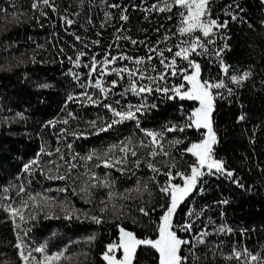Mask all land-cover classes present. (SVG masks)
Returning <instances> with one entry per match:
<instances>
[{
  "label": "snow or ice",
  "instance_id": "6c2138e0",
  "mask_svg": "<svg viewBox=\"0 0 264 264\" xmlns=\"http://www.w3.org/2000/svg\"><path fill=\"white\" fill-rule=\"evenodd\" d=\"M104 3L107 9H118L119 20L125 23L130 19L128 9L131 7L140 10L145 21H150L153 14H164L165 20L175 18L176 27L174 31L166 30L156 41L147 42V39L138 40L123 34L130 29L121 25L114 28L116 43L108 44L101 59H98L96 54L91 55L88 63L82 60L88 53L78 49L76 44L71 45L76 49L74 56L67 57L73 66L69 69L72 79L80 83L84 73H78L74 69L87 68V76L81 87L95 89L78 93L83 99L76 102L103 108L106 112L104 116L98 115L97 119L83 121V129L79 123L73 128L71 122L80 121L82 118L67 110L66 101L65 107L61 109L62 112L66 111V115L44 123L45 128H55L57 123L63 125L56 137L57 146L50 148L47 141H43L39 152L22 165V170L29 178L35 171L49 181L63 183L54 189H45L43 194L28 193L27 200L21 195L26 193V184L22 183L18 186L17 195L21 197L18 202L0 204L6 213L5 219L11 220L15 230L14 248L18 264H63L67 248H58L53 252L47 241L34 244L25 239L34 227L31 222L37 219L38 214L44 211L45 207L51 210L57 203L55 196L47 194L53 191L66 194L65 198L59 201L66 220H79L82 212L84 219L103 224L106 222L105 214L111 213L116 230L113 233L115 238L110 240L101 252L103 264H141L139 253H143L144 258L150 260V264H203L201 252L208 245V237L213 234H231L234 231L226 223L217 224L210 216L207 217V223L200 220L207 206L198 212L195 211L194 200L206 191V177H223L240 189L248 192L253 190V185L246 187L237 170L231 168L227 160L217 154L220 138L215 128L214 112L217 101L234 96L237 89L243 87L254 75V71L249 67L242 72L229 74L230 65L225 62L224 53L231 50L232 46L228 43L231 36L221 31L228 28L229 21L214 17L212 0H154L151 3L142 0L141 3L130 5L107 4V0H104ZM4 5H10L12 10ZM30 9L33 13L39 12L43 17L49 15L46 9L54 13L60 11L54 0H32ZM224 11L231 21L255 28L251 21L241 15L245 9L236 0L227 5ZM64 12L67 13L68 9ZM23 14L17 9L14 0H4V4H0V35L10 33L13 28L23 23ZM72 15L79 16V13ZM104 18L101 28L108 27L110 21L116 19L110 10L104 12ZM32 19L40 24L38 16L33 15ZM60 19L65 31L72 35L75 41L81 42L84 49L102 43L100 39L86 42L84 37L70 31V27L77 22L70 15L61 14ZM91 23L92 18L88 16L86 23L81 24V27L87 30V25ZM260 25L264 28V19H261ZM161 27L162 24L155 27L154 31L159 33ZM95 35L101 36L102 33L97 32ZM173 37L179 43L173 42ZM5 39L7 43H0V52L5 54L10 67L26 65L29 61L37 63L35 51L25 60L23 57L27 49L21 50L20 40H13L10 35H6ZM121 39L136 47L143 45L147 49L146 54L134 56L122 50L113 54L111 49L120 47L118 41ZM162 44L164 47L160 46ZM60 52L63 53L64 49L60 48ZM197 57H207L210 63L217 64L219 74L205 78L202 74V63ZM154 59L157 63H152ZM93 73L96 75L93 76ZM36 87L44 89L50 85L37 83ZM117 88H122V91L117 92ZM129 93L139 96V102H122ZM156 94H159L157 100L160 103L172 101L173 106L178 105L177 110L181 115L158 128H149L142 125V120L147 113L158 108L157 102H148V97ZM67 100H74V96L68 95ZM182 102L191 103L186 108ZM16 115L23 118V113ZM245 117L246 114L242 112L238 121H244ZM126 122L134 124V132L116 143H106L101 148H93L83 156L75 151L72 142L67 141L69 135L74 138L100 137L110 130L119 131V126ZM61 141L64 142L63 151L59 147ZM249 142L255 151V132ZM45 155L55 159L45 161L42 159ZM80 161L92 162L91 167L82 165ZM142 166H146L152 173V187L137 180L135 188H125L124 193L119 194L120 199H117L116 178L111 174L112 170L115 169L123 176L128 173L135 174ZM80 168H83V171H77ZM260 171L264 173V167H260ZM160 176L164 177L163 181ZM31 182L29 179L27 184ZM99 189L107 190L106 199L103 196L99 199V203L104 205L99 208V214L95 211L90 213L89 209L75 208L67 203V195H80L85 204H93L95 193ZM7 191L8 189H5L6 193ZM132 191L138 193L141 201L134 208V212L139 215L133 214V209L120 202L133 199L126 195ZM144 193H147L146 200L143 198ZM38 197H41L39 201ZM6 200L11 201V197H6ZM216 203L227 204L228 200L222 199ZM26 209L30 211L25 212ZM50 215L54 214L50 211L44 212L45 219L50 218ZM220 216L223 219V211ZM125 220H130L133 225L139 224L141 232L130 230L124 223ZM197 220H200L202 226L197 227ZM240 231L247 233L249 229L242 228ZM252 231H255V227ZM84 239L91 244L95 242L96 236L91 234ZM232 256L237 260L243 257V264H264V253H253L247 247L242 250L233 248Z\"/></svg>",
  "mask_w": 264,
  "mask_h": 264
},
{
  "label": "trees",
  "instance_id": "16d2710c",
  "mask_svg": "<svg viewBox=\"0 0 264 264\" xmlns=\"http://www.w3.org/2000/svg\"><path fill=\"white\" fill-rule=\"evenodd\" d=\"M14 2L17 9L24 13L23 23L13 28L10 33L0 35V43H7L6 35H10L13 40L19 39L21 50L27 49L23 59L28 60L35 51L37 63L33 64L29 61L26 65L10 67L5 54L0 52V187L18 175L22 165L39 152L40 137L43 136L45 129L41 128L46 121L57 116L62 103L58 93L62 85L60 86L57 78L63 74L64 65L58 63L56 56L48 59L44 56L37 57L45 52L54 54L53 47L49 43L38 42L44 47L40 49L35 47L37 40L42 38L54 40L55 34L60 36L59 23H55L54 27L51 26L49 13L47 18H41L40 24H37L36 20L32 19L34 13L30 9L31 0H14ZM107 2L135 4L134 0H107ZM236 2L245 9L241 15L252 22L254 29L247 27L246 24L233 22L230 16L225 15L226 6L233 4V0H212V12L214 17H219L221 21H229L228 28L221 30L231 36L228 41L232 46L231 50L224 53V60L230 65L229 74L242 72L251 67L254 75L243 87L237 89L234 96L217 101L214 122L220 138L217 154L227 160L231 168L237 170L246 187L253 185V190L248 192L240 189L223 177L219 179L206 177V191L195 197L194 207L201 210L207 206L204 208V214L217 223L224 221L223 223L231 226L234 231L231 234H215L208 237V245L201 252L203 264H241L240 260L232 256L233 248L239 250L247 247L253 253H264V173L260 171V167H264V83H262L264 28L260 25L261 19H264V3L262 0H236ZM25 3L27 10L23 5L21 6ZM0 4H4V0H0ZM4 6L12 10L10 5ZM131 9L129 7V10ZM161 24L162 30L165 28L174 31L176 27V21L168 23L163 21ZM217 43L221 42L217 41ZM197 59L202 63V74L205 78L219 74L218 65L210 63L207 57H197ZM64 62L66 66V61ZM41 81L48 83L50 87L44 89L36 87L37 83H42ZM158 96L154 101L159 106L143 118V126L157 128L161 123L174 120L181 115L177 110L178 105L173 106L172 101L160 103L157 100ZM182 103L187 108L191 102ZM242 112L246 114L245 120L238 121ZM17 113H23V118L17 116ZM125 128L126 126H123L121 129L125 130ZM253 132L256 140L255 151L252 150L253 145L249 142ZM88 146L92 147V145ZM86 164L91 167L92 162ZM111 174L116 178L117 199H120L119 194L124 193L125 188H135L137 180L152 187L150 181L152 173L146 166L136 170L135 174L128 173L122 176L117 171H112ZM159 178L161 181L164 179L163 176ZM106 192V189L97 190L93 204H85L80 195H68L69 203L75 208L89 209L90 213L95 211L99 214V208L104 206L99 203V199L102 196L106 199ZM126 195H130L133 199L120 200V202L133 209V214L139 215L134 212L135 205L141 202L138 193H126ZM143 198L147 199V193L143 194ZM222 199H227L228 203H216ZM221 211L224 213L223 219L220 216ZM105 218V223L96 224L90 219H84L83 216L79 220L73 218L69 221L58 215L40 219L35 231L37 237L43 240L46 239L45 234L55 230L57 236L66 241L65 246H68L66 256L69 258L67 264H103L101 252L104 246L115 238L113 233L116 231L111 213L105 214ZM197 222V227L202 226L200 221ZM124 223L130 230L141 232L139 224L133 225L130 220H125ZM253 227L255 231H252ZM242 228H247L249 231L242 233L240 231ZM91 234H95L96 240L89 244L84 238ZM51 247L60 248L56 245ZM75 254L78 255L72 256ZM139 254L141 264H150V260L145 259L143 253Z\"/></svg>",
  "mask_w": 264,
  "mask_h": 264
},
{
  "label": "rangeland",
  "instance_id": "374dc122",
  "mask_svg": "<svg viewBox=\"0 0 264 264\" xmlns=\"http://www.w3.org/2000/svg\"><path fill=\"white\" fill-rule=\"evenodd\" d=\"M54 2L60 10L59 13H54L50 9H46V10L48 11V13L51 14V16L48 15L49 20L52 21L51 26L54 27L55 23H57V24L59 23L58 25H59V28L61 31L59 34L60 36H57L55 34L54 40L53 39L46 40V38H42L41 40H37V42H35V44H36L35 47L37 49H40L37 47V45H42L41 43H38V42L49 43L53 47L52 51L54 52V54H51V52L43 51L45 53H43L42 55H38L37 57H40V56L43 57L44 56V58L48 59V57L52 58V57L56 56L58 63H60L61 65H64L63 70H62L63 74L57 78L60 86L62 85L60 87V89L58 90V93L60 95L62 103L60 105L59 113L53 119L62 118L64 115H66V111L62 112L61 109L65 107V102L67 101V110H71V111L77 113L78 116L82 118V120H80V121H72L71 122L72 127L75 128V125L77 123H79L81 126V129H83V127H84L83 121L97 119L98 115L104 116L106 110H104L103 108H97V107L90 105V104L81 105L80 103L76 102L77 100L83 99L82 97H80L78 95V93H80L82 91H95V89L94 88L89 89V88H82L81 87V84L85 82V79L87 76V72H88L87 68L82 67L79 69H74L78 73L79 72L84 73V75L81 76V78H80V83H77L76 81H74L72 79V76L69 73V69L72 68L73 66L68 61L67 57L68 56H74L76 49H74L71 45L76 44L78 49H82L86 53H88L87 55L82 57V60L85 63H88V62H90L91 55L96 54L97 58L101 59L103 57V55L105 54V51L107 49L108 44H110V43L115 44L116 43V41L114 39V35H113L114 34V28H119V27H121V25H123L124 28L130 29L129 32L123 33V34L131 35L133 38H136L138 40L147 39V42H154L157 40V38L162 33H164L166 31L165 28H164V30H162V27H161L160 32L158 33L156 31H154V28L161 25V23L163 21H165L167 23L170 21L171 22L175 21V18L173 20H165L164 14H160V15L153 14L150 21H145L143 19V14L140 10H138V9L129 10L128 9V14H129L130 19L128 22L125 23V22L119 20V10L118 9H107L105 6L104 0H83V6L82 7H81V0H54ZM141 2H142V0H134L135 4L141 3ZM144 2L151 3V2H154V0H144ZM107 4H111V3L107 2ZM22 5L25 7V10H27L26 9L27 4L26 3L21 4V6ZM66 8L68 9L67 13L64 12V10ZM106 10H110L115 15L116 19L113 21H110V25L108 27L101 28V24L104 22V19H105L104 18V12ZM73 13H79V16L72 15ZM61 14H68L71 16V18H73L74 20L77 21L76 23H74L70 27V31H75L77 34L84 37L86 42H90L91 39H100L102 41V43L98 46L93 45L91 48L84 49L81 42L75 41L74 37L65 31V26H64L62 20L60 19ZM34 15L38 16L40 20H41V18H47V17L40 16L39 12H35ZM88 16H90L92 18V23L88 24L87 30H85V28L81 27V24L86 23V17H88ZM131 19H133L134 21H131ZM168 28H169V25H168ZM140 29H147V31L146 32L141 31ZM97 32H101L102 35L96 36L95 34ZM172 40L175 43H179V41L176 40L175 37H173ZM118 44L120 47H113L111 49L113 54L122 50V51L127 52L130 55L141 56V55H145L147 52V49L143 45L136 47V46L131 45L129 42H127L123 39L119 40ZM160 46L164 47L163 44ZM60 48L64 49L63 53L60 52ZM64 61H66V64H67L66 66L64 64L65 63ZM152 63H157V61L154 59L152 61ZM157 66H159V65L157 64ZM95 75L96 74L93 73V76H95ZM111 78H114V77H111ZM43 81H41V82L43 83ZM121 83H123V82H121ZM116 91L117 92L122 91V88H117ZM68 95H73L74 100L68 101L67 100ZM157 95H159V94H156V96ZM156 96H149L148 102L149 103L155 102L154 99ZM117 98H119V97H117ZM127 100H131L132 103H137V102H139L140 98H139V96H133L131 93H129V95L127 97H125L122 102H126ZM150 113H147L144 117H146ZM143 122L144 121L142 120V123ZM163 123H165V122H163ZM163 123H161L160 125H162ZM62 126L63 125L61 123H57L55 128H51V127L45 128L44 126H42L41 129H44V128L45 129H44L43 136L40 137V141H41L40 145L42 144L43 141H47L48 147L54 149L57 146L56 137H57V135H59V128ZM123 126H126L125 130L121 129ZM134 131H135L134 124L132 122H126L124 125L119 126V131L110 130L108 133L101 134L100 137L89 136L87 138H74L71 135H69L67 137V141L72 142L75 151L80 153L81 156H83V155L87 154L93 148H101L106 143H116L118 140L123 139L124 137H127L128 135H130ZM88 145H92V147L90 148V146H88ZM95 146H97V147H95ZM59 147H61L62 151L65 150L63 141H61L59 143ZM141 151H143V150H141ZM42 159L47 161L49 159H55V157H48L45 155L42 157ZM80 163L82 165H84L87 162L86 161H80ZM95 170L98 172L102 171V169H95ZM45 171H47V169H45ZM77 171H83V168L77 169ZM112 171H116V170L113 169ZM29 179H31V181H32L31 184H27V181ZM22 183L26 184V193L21 194V195H22L23 199L27 200L28 199V193L40 192L43 194L45 192V189H47L49 187L54 189L57 185L62 184L63 182L55 181V180L49 181L45 178V176L39 175L35 171L33 173V176L31 178H29L28 174L21 169V171L18 175L9 179L4 185H2L0 187V204H2L4 202H18V200L21 198L20 196L17 195L18 186ZM206 184H207V182L205 183L204 187L206 186ZM5 189H8L7 193L5 192ZM99 190H102V189H99ZM115 191H116V188H115ZM134 192L135 191H132L131 193H134ZM47 194L55 196L57 198V203L55 204V206L53 208H51V210H49L48 207H45L44 211H42L38 214L37 219L31 222L34 225V227L31 228L28 236L25 237V239L31 240L34 244L37 242L47 241L48 247L51 249V251L55 252V251H57V249L56 248L53 249L51 247V245H56V247L60 246L59 249L63 250L65 248H68V246H65L66 241L62 237H58L55 230H52L49 234H45L46 239L41 240L39 237H37V231H35V228L38 225V221L40 219L44 218V212L50 211L51 213H53L54 215H50V218L53 216H58V215L64 218L63 208H62L61 204L59 203V201L61 199H64L66 194L56 193L54 191L51 193H47ZM101 194H102V192H101ZM6 197H11V201H7ZM40 199H41V197L37 198L38 201ZM67 203H69L68 195H67ZM194 209L197 212L200 211V210L196 209L195 207H194ZM24 211L27 212V211H30V209H26ZM80 215L83 216V213L81 212ZM5 217H6V213L3 209V207H0V264H18V258L16 256V249L14 248L15 230L12 227L11 220L5 219ZM207 217H209V216L207 214H204L200 218V220H202L204 223H207ZM194 219H195V217H194ZM200 220H197V221H200ZM222 222H224V221H222ZM219 223H217V224H219ZM53 233H55V235H53ZM213 235H215V234H213ZM216 235H219V234H216ZM239 250H242V249H239ZM77 255L78 254H75L72 256L75 257ZM243 259L244 258L241 257V259H240L241 264H243ZM68 260H69V258L65 254V257L63 258V264H67ZM250 264H251V262H250Z\"/></svg>",
  "mask_w": 264,
  "mask_h": 264
}]
</instances>
